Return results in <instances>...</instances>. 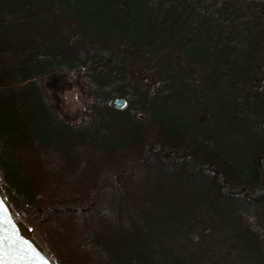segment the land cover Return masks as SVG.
<instances>
[{
	"label": "trees",
	"instance_id": "16d2710c",
	"mask_svg": "<svg viewBox=\"0 0 264 264\" xmlns=\"http://www.w3.org/2000/svg\"><path fill=\"white\" fill-rule=\"evenodd\" d=\"M71 1L0 0V185L15 213L57 264H180L166 240L208 214L264 264V115L254 112L264 94V0ZM177 26L181 40L170 39ZM199 36L228 52L238 38L250 71L216 83L227 99L196 109L207 117L189 126L169 120L167 103L186 107L203 85V62L189 54ZM57 70L90 93L72 121L44 83ZM119 96L123 109L112 107ZM225 110L255 128L246 157L203 132L219 125L240 137L230 119L212 117Z\"/></svg>",
	"mask_w": 264,
	"mask_h": 264
},
{
	"label": "rangeland",
	"instance_id": "374dc122",
	"mask_svg": "<svg viewBox=\"0 0 264 264\" xmlns=\"http://www.w3.org/2000/svg\"><path fill=\"white\" fill-rule=\"evenodd\" d=\"M68 2L70 3V1ZM74 2H77V0ZM71 3L73 4V0ZM180 33H183V28L177 26L175 30L170 32L169 38L181 40L180 38L183 35ZM192 38L189 39V43L193 42L194 45L189 47V54L203 62V85L197 90L194 102L193 100L189 101L186 103V107L182 106L184 100L174 96L172 97V103H167L169 120L180 118L189 126L193 125L192 120L196 118L197 114L201 118L207 117L201 109L203 106L211 107L206 103L213 100L214 106H220L227 99L226 95L228 94L224 88L218 87L216 83L236 84L240 79L249 75L250 71L245 63V65L241 63L236 53L240 43L235 36L230 41V52L218 50L215 46L206 44V39L202 36L193 40ZM176 40L174 42H177ZM209 58L211 59L209 60ZM201 71L202 69L196 68V75H192L191 80H198L197 75ZM260 82L257 79L255 85L260 86ZM44 83L52 107L59 112L62 118L70 121L75 120L87 109L90 93L81 77H70L68 73L57 70L46 75ZM256 104L255 114L257 116L260 115L258 113L264 115V94L258 98ZM198 108L202 111L196 114ZM207 110L206 112H209ZM227 113H229L228 110L220 114L212 112V117L218 123L227 121L230 119ZM244 121L246 119L242 115L230 119L231 128L237 133H241L240 137L236 138L230 134L224 136L222 127L219 125H216V127H203L202 129L207 135H222L224 142L233 141L234 153L246 157L248 150L246 145L256 143L258 139L254 134L255 128H251L249 123H244ZM219 124L221 125V123ZM151 143V140L147 142V144ZM170 152V150H166L164 155L168 156ZM24 226L44 246L36 231L26 224ZM232 232L226 219L208 214L203 219H193L191 224L184 228L178 236L169 237L166 242L182 255L180 264H262L256 262L258 259L255 256L246 255V250L237 243L239 240Z\"/></svg>",
	"mask_w": 264,
	"mask_h": 264
},
{
	"label": "water",
	"instance_id": "95a60500",
	"mask_svg": "<svg viewBox=\"0 0 264 264\" xmlns=\"http://www.w3.org/2000/svg\"><path fill=\"white\" fill-rule=\"evenodd\" d=\"M127 99H113L112 107L123 109ZM24 222L11 207L0 185V264H57L49 251L25 230Z\"/></svg>",
	"mask_w": 264,
	"mask_h": 264
},
{
	"label": "snow or ice",
	"instance_id": "6c2138e0",
	"mask_svg": "<svg viewBox=\"0 0 264 264\" xmlns=\"http://www.w3.org/2000/svg\"><path fill=\"white\" fill-rule=\"evenodd\" d=\"M4 241L0 240V248H2Z\"/></svg>",
	"mask_w": 264,
	"mask_h": 264
},
{
	"label": "bare ground",
	"instance_id": "6f19581e",
	"mask_svg": "<svg viewBox=\"0 0 264 264\" xmlns=\"http://www.w3.org/2000/svg\"><path fill=\"white\" fill-rule=\"evenodd\" d=\"M24 228H25V230H26V227L25 226H23Z\"/></svg>",
	"mask_w": 264,
	"mask_h": 264
}]
</instances>
